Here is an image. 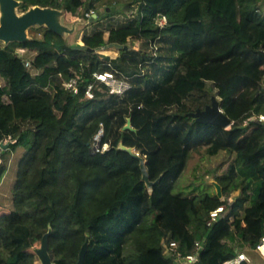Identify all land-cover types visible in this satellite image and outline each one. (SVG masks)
<instances>
[{"label": "trees", "instance_id": "16d2710c", "mask_svg": "<svg viewBox=\"0 0 264 264\" xmlns=\"http://www.w3.org/2000/svg\"><path fill=\"white\" fill-rule=\"evenodd\" d=\"M19 1L21 12L39 5L95 20L110 0ZM125 3L133 17L83 34L81 43L32 25L27 40L0 45V139L15 138L1 185L9 157L22 150L13 206L0 214V264H41L36 249L47 233L55 264H75L84 243L85 264H174L170 244L185 255L195 241V264H222L264 234V124H244L264 114V0ZM111 45L120 47L115 57L97 51ZM95 71H112L129 87L86 98ZM74 76L78 95L63 86ZM212 95L232 121L227 128L188 115ZM200 150L220 197L193 183L199 192L177 189ZM238 191L246 197L231 199ZM218 206L224 211L210 221Z\"/></svg>", "mask_w": 264, "mask_h": 264}, {"label": "rangeland", "instance_id": "374dc122", "mask_svg": "<svg viewBox=\"0 0 264 264\" xmlns=\"http://www.w3.org/2000/svg\"><path fill=\"white\" fill-rule=\"evenodd\" d=\"M53 10L52 18L58 24L62 27L64 30V34L67 38V40L70 43L78 42L81 43V37L83 34H89L97 29H107L109 25H116L117 23H123L127 21L129 18L133 17L135 15V7L128 8L126 6L125 0H110L107 1L104 5H101L99 9L92 14L93 19L83 18L78 15H68L64 14L59 9H51ZM16 13L21 14L22 12L19 11V9H15ZM104 14H108V16L103 17ZM3 16L2 11V3L0 2V19ZM29 36V34H28ZM4 42L0 41V45H2ZM138 42H133V47L137 48ZM103 49H109L113 51L111 54H107L103 52ZM24 50L22 48H17L16 52L21 54ZM120 50L119 46L111 45L106 48H100L98 51L100 54L107 55L109 57H115L118 55ZM28 54L31 55L32 52L28 51ZM15 53L12 54L14 56ZM7 101L6 97H2L0 99V103ZM22 151V150H21ZM18 151L17 153L12 154L9 157L8 160V166L7 171L2 177L3 184L0 185V205H2V208L0 209V214L5 210V208H11L13 206L12 202V193H13V185L15 182V175H16V169L18 166L19 159L21 157L22 152ZM205 158H202V151H195L191 153V157L188 161V164L186 168L184 169L183 173L181 174L180 178L178 179L176 185L177 189H183L186 192L189 193H196L200 190H192L190 184H195L200 186V189L202 190H208V191H215V181L213 177L205 172V167L207 166ZM227 165H224L221 167L220 170H224ZM236 195L239 196H245L246 195L241 191L234 192L231 196L235 197ZM4 207V208H3ZM227 245H236L235 241H231L230 239H224ZM253 253V252H251ZM255 255V254H254ZM259 259H261L260 256H258ZM181 264V263H177Z\"/></svg>", "mask_w": 264, "mask_h": 264}, {"label": "water", "instance_id": "95a60500", "mask_svg": "<svg viewBox=\"0 0 264 264\" xmlns=\"http://www.w3.org/2000/svg\"><path fill=\"white\" fill-rule=\"evenodd\" d=\"M2 3L3 16L0 19V41L4 43L14 41H25L28 39V29L32 25H44L55 31H64L61 26L56 24L52 18L53 10L49 7H41L39 5L31 6L21 14L16 13L18 9L19 0H0ZM52 9V8H51ZM189 116L195 118L197 122L209 123L227 128L231 125L232 121L223 112L220 104L214 95L211 96L210 103L206 104L203 109L197 108L189 112ZM144 179L148 185L152 182L148 179V174L145 166H141ZM216 193L221 196V188L215 182ZM48 233L42 237L41 245L36 249V253L41 261V264H55L52 262L48 253ZM87 245L84 243L79 251L78 259L75 264H85V254Z\"/></svg>", "mask_w": 264, "mask_h": 264}, {"label": "built area", "instance_id": "2783aa9c", "mask_svg": "<svg viewBox=\"0 0 264 264\" xmlns=\"http://www.w3.org/2000/svg\"><path fill=\"white\" fill-rule=\"evenodd\" d=\"M158 23L160 25L164 24L165 17H159ZM25 66L27 68H30L31 63L29 60L25 61ZM80 83L81 80L79 79V77L74 76L65 81L63 83V86L65 87V89H67L74 95H78L80 92ZM128 87V82L126 80L119 79L112 71H95L92 73L90 82H88L84 86V96L86 98H93L94 90H97L101 93H105L107 95H119L122 94ZM251 122L264 124V114H252L244 120V124H248ZM101 133L102 131H100L99 135ZM98 136L96 137V140L98 139ZM10 142H15V138L11 135L7 136L4 139H0V165L5 160L4 153L5 150L8 148V143ZM106 147L107 144H103L102 148L105 149ZM93 149L99 150L98 142L95 141V143L93 144ZM223 211L224 207L218 206L216 209L212 210L209 213V220H215ZM201 249L202 244L200 243V241H195L193 248L187 254L182 255L177 249V244L175 242H172L170 244V249L168 253L170 256L173 257L174 264H177L178 262L181 264H195L199 260ZM258 256H260L261 259H259ZM222 264H264V234L260 237L259 241L256 243V245L251 251H247L243 248H237L233 255L229 256L228 258L222 261Z\"/></svg>", "mask_w": 264, "mask_h": 264}]
</instances>
